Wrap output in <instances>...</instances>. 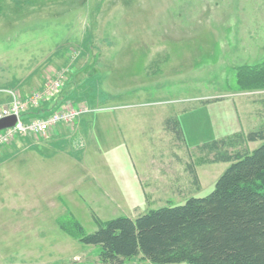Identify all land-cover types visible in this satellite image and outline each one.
<instances>
[{"label": "rangeland", "instance_id": "374dc122", "mask_svg": "<svg viewBox=\"0 0 264 264\" xmlns=\"http://www.w3.org/2000/svg\"><path fill=\"white\" fill-rule=\"evenodd\" d=\"M0 3V80L25 93L63 72L59 94L32 112L90 109L0 153L8 160L0 172L37 175L52 191L35 205L10 179L2 184L0 264H103L101 246L63 224L77 220L93 233L96 218H136L207 196L230 162H206L214 154L202 145L264 125V89L238 90L233 70L264 61V0ZM46 68L43 81L17 86ZM261 143L242 140L230 151ZM162 175L181 190H144ZM123 264L160 263L139 255Z\"/></svg>", "mask_w": 264, "mask_h": 264}, {"label": "trees", "instance_id": "16d2710c", "mask_svg": "<svg viewBox=\"0 0 264 264\" xmlns=\"http://www.w3.org/2000/svg\"><path fill=\"white\" fill-rule=\"evenodd\" d=\"M233 70L238 90L264 89V61ZM242 140L262 143L253 150L231 152ZM202 147L207 156L214 154L206 162H230L209 195L136 218H96L99 228L93 233H86L77 220L62 227L85 244L100 245L103 264H123L139 255L160 264H264V125Z\"/></svg>", "mask_w": 264, "mask_h": 264}, {"label": "built area", "instance_id": "2783aa9c", "mask_svg": "<svg viewBox=\"0 0 264 264\" xmlns=\"http://www.w3.org/2000/svg\"><path fill=\"white\" fill-rule=\"evenodd\" d=\"M64 81L65 74L62 72L47 78L40 89L27 94L22 93L18 88H0V120L9 116L17 118L13 126L0 130V151L21 136H47L58 124L72 123L89 112L87 105L78 108L67 106L45 117L32 112L39 109L44 101L57 96L63 88Z\"/></svg>", "mask_w": 264, "mask_h": 264}, {"label": "crops", "instance_id": "0c3cea01", "mask_svg": "<svg viewBox=\"0 0 264 264\" xmlns=\"http://www.w3.org/2000/svg\"><path fill=\"white\" fill-rule=\"evenodd\" d=\"M56 54H58V53H55L54 55H56ZM47 68L44 70V75H42L43 72H41V71L37 73V69H31V71L27 74V76L25 78H21V80L17 81V83H18L17 86L23 85L26 87V84L28 85V83L30 81L31 82H38L39 79L43 81L45 78V75L48 74ZM48 69L50 70V66ZM37 75H38V77H37ZM7 83H8V81L3 82L0 80V88H10L11 86H9V84H7ZM11 85H13V83ZM33 90L34 89H32V91ZM29 92H31V91H26L25 93L27 94ZM60 140L61 139H59L58 142H62V140L61 141ZM5 149H7V148L4 147L0 151V153H3ZM1 158H3V156H1V154H0V159ZM7 162H8V160L2 161V162L0 161V164L6 166ZM9 179L13 182V185L15 187H17V191L21 194V196L24 198V200H28L29 202L34 203L35 205L37 203L40 204L39 200L41 199V196L43 195V193H52V191L49 189H47L46 192H44L42 182L39 181V179L37 178V175L22 174L20 171H10V172L1 171L0 172V189L2 188V186L6 185V182ZM155 180L156 181H154V179L152 180L153 181L152 183L154 186H151V185L147 186L144 190H146V189H152L155 191H159V190H163V189L181 190L179 187L180 182L178 181V178H176V179L174 178L172 181V179L170 177H168V176L166 177V176L162 175V176L156 178ZM2 184H4V185H2ZM38 197H40V198L38 199ZM30 205H32V204H30Z\"/></svg>", "mask_w": 264, "mask_h": 264}, {"label": "water", "instance_id": "95a60500", "mask_svg": "<svg viewBox=\"0 0 264 264\" xmlns=\"http://www.w3.org/2000/svg\"><path fill=\"white\" fill-rule=\"evenodd\" d=\"M17 121L15 116H9L0 120V130L13 126Z\"/></svg>", "mask_w": 264, "mask_h": 264}]
</instances>
